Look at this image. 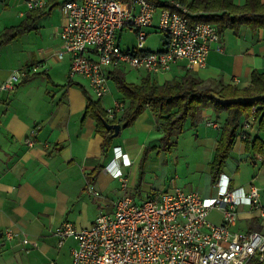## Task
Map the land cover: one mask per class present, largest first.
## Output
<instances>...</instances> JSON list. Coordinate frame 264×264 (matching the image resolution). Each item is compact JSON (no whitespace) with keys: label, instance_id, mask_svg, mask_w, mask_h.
Listing matches in <instances>:
<instances>
[{"label":"crops","instance_id":"obj_1","mask_svg":"<svg viewBox=\"0 0 264 264\" xmlns=\"http://www.w3.org/2000/svg\"><path fill=\"white\" fill-rule=\"evenodd\" d=\"M62 1L44 7L46 11L33 31L0 49V84L13 72L29 67L37 69L36 73H27L13 92L0 93V264H71L70 251L75 242L67 239L59 247L54 235L55 228L62 223L89 227L99 211L112 213L113 202L123 195L140 203L147 194L171 193L176 188L194 192L174 184L167 168V157L187 147L188 140L195 143L191 144L192 149L202 157H209L210 177L209 165L222 123L210 110L203 111L195 129L185 123V131L169 152L161 149L158 126L162 121L155 118L150 107L131 126L119 124L116 137L109 132L111 140L108 148H103V138L95 132V119L84 115L83 91L105 111L113 108L121 97L112 99L108 87L102 98L95 99L86 79L69 78V56L57 54L64 22ZM231 2L243 6L245 0ZM28 11L24 0H0V33L23 22ZM254 70L264 72V29L252 32L242 25L236 34L226 29L219 43L211 46L206 66L190 74L206 83L244 88L250 84ZM185 71L184 62H180L154 80L158 84L179 80ZM144 75L140 74L137 81ZM125 109L124 104L123 110L116 114L117 119ZM31 140L33 145L29 146ZM235 145L234 141L233 148ZM114 148L126 154L129 165L113 166ZM236 153L240 161L244 157L252 158L253 164L264 160V156L246 153L241 139ZM118 170L124 182L113 176ZM229 176L231 188L246 191L254 185L251 181L241 183L235 174ZM88 183L94 185L99 197L85 190ZM215 195L216 190L206 196ZM213 210L218 214L213 224L221 223V211ZM6 230H12L18 237L6 240ZM232 230L264 233V219L247 206H239ZM23 236L28 238V245L21 243Z\"/></svg>","mask_w":264,"mask_h":264},{"label":"built area","instance_id":"obj_2","mask_svg":"<svg viewBox=\"0 0 264 264\" xmlns=\"http://www.w3.org/2000/svg\"><path fill=\"white\" fill-rule=\"evenodd\" d=\"M28 10L43 9L57 0H24ZM60 10L64 22L59 32V56H69L72 79L87 80L92 94L102 98L108 91L111 73L124 69L140 70L151 76L170 72L180 62L186 70L206 66L213 44L219 43L216 27L205 22L190 23L186 5L168 0L162 7L149 0H63ZM134 30L136 46L122 48L121 33ZM149 30L163 37V48L146 49ZM36 67L11 73L1 84L0 93L13 92L27 73ZM124 104L117 101L106 110L112 121ZM255 109H252V114ZM245 120L241 133L249 132L254 116ZM244 134L241 138H244ZM240 135V134H239ZM238 135V138L240 136ZM33 145L32 140L28 142ZM113 166L129 165L126 154L114 148ZM114 177L124 182L118 170ZM125 184L123 183V186ZM216 195L203 197L196 192L176 188L171 193L147 194L140 203L123 195L113 202L112 213L99 211L94 223L78 228L64 222L54 230L61 247L72 239L71 264H247L264 262V233L234 232L237 208L247 206L264 219V196L255 185L246 191L230 187V179L221 172L215 183ZM85 190L99 193L88 183ZM221 211L222 221L213 224L211 210ZM6 240L18 237L12 230ZM25 246L28 238L21 239Z\"/></svg>","mask_w":264,"mask_h":264},{"label":"trees","instance_id":"obj_3","mask_svg":"<svg viewBox=\"0 0 264 264\" xmlns=\"http://www.w3.org/2000/svg\"><path fill=\"white\" fill-rule=\"evenodd\" d=\"M117 1L128 3L130 0ZM149 1L162 7L168 0ZM176 1L187 6V18L190 23L212 24L219 36L226 29L236 34L242 25L248 26L252 32L264 29V3H261V0H245L243 6H236L231 0H193L190 3L187 0ZM45 11L29 10L23 22L15 27L5 28L0 33V49L33 31L37 20ZM109 79L114 82L121 97L120 101L126 105L118 119L116 116L109 121L99 102L91 100L83 91L86 98L84 115L95 119V132L103 138V148H108L111 140L104 127V121L129 127L150 107L155 118L162 121L158 128L161 132V149L165 152L171 150L176 138L185 131V123L189 122L190 129L196 128L203 111L210 110L216 119L222 120L214 156L209 165L212 184L216 183L230 158L234 141L239 134L246 153L251 156H264V72L254 70L250 76V84L244 88L206 83L191 75L189 70H186L179 80L162 84L156 83L154 76L149 74H145L138 83L128 82L121 71L111 73ZM68 81L71 85L70 80ZM252 109H255L253 114ZM251 114L254 121L249 132L241 133L244 121L249 119ZM242 134L245 135L244 138H241Z\"/></svg>","mask_w":264,"mask_h":264},{"label":"rangeland","instance_id":"obj_4","mask_svg":"<svg viewBox=\"0 0 264 264\" xmlns=\"http://www.w3.org/2000/svg\"><path fill=\"white\" fill-rule=\"evenodd\" d=\"M148 32V38L146 40L145 46L150 51H157L163 48V37L157 31L154 30ZM120 45L122 48L134 47L136 46V37L134 30H125L122 33ZM125 79L128 82L138 83L137 78L140 74H146L140 70H134L126 68L123 71ZM155 77V76H154ZM78 78V76H75ZM159 79V78H157ZM158 81V80H157ZM88 83V82H87ZM108 87L110 96L113 98H120V94L116 90L114 82L110 79L108 80ZM94 96V95H93ZM95 99H97L94 96ZM106 109L108 107H105ZM254 130V128H253ZM252 130V131H253ZM251 133V132H250ZM195 143L193 141H187L186 146L182 151H176L167 157L170 175L173 176L174 184L184 189V191L194 190V192L199 193L201 196L208 197L210 193H214L215 184H212L211 177L208 175V156L202 157L200 152L196 149H192ZM235 147L233 148L230 158L226 161L223 172L226 174L236 175V179L241 183L253 182V184L260 189L261 193H264V160L257 161L255 164L252 163V158L244 157L245 159L240 161V156H237V144H239V139L236 137ZM189 146V147H188ZM184 150V151H183ZM180 155V156H179ZM235 157V159H232ZM238 161V163L236 162ZM177 162V163H176ZM176 163V166H175ZM160 164L158 163L157 166ZM232 166V170H229ZM231 177V176H229ZM170 182V180H169ZM209 193V194H206ZM212 223L218 220L217 211L212 210L210 212L209 218Z\"/></svg>","mask_w":264,"mask_h":264},{"label":"water","instance_id":"obj_5","mask_svg":"<svg viewBox=\"0 0 264 264\" xmlns=\"http://www.w3.org/2000/svg\"><path fill=\"white\" fill-rule=\"evenodd\" d=\"M105 129L108 132H111V136L114 138L118 135L119 133V129H120V125L119 124H111L109 122H103Z\"/></svg>","mask_w":264,"mask_h":264}]
</instances>
